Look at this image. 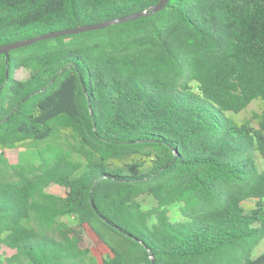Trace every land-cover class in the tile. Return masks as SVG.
<instances>
[{"label": "trees", "instance_id": "trees-1", "mask_svg": "<svg viewBox=\"0 0 264 264\" xmlns=\"http://www.w3.org/2000/svg\"><path fill=\"white\" fill-rule=\"evenodd\" d=\"M158 1L0 0V46ZM263 237L264 0H169L0 54V264H264Z\"/></svg>", "mask_w": 264, "mask_h": 264}, {"label": "rangeland", "instance_id": "rangeland-1", "mask_svg": "<svg viewBox=\"0 0 264 264\" xmlns=\"http://www.w3.org/2000/svg\"><path fill=\"white\" fill-rule=\"evenodd\" d=\"M26 74V72H24ZM24 74V75H25ZM259 102L254 101L244 112L240 113L239 115L235 116L237 120H243L245 118H251V115L253 112L258 111ZM19 157L20 161L23 164H36L38 163V158L33 149H30L28 147H22L19 149ZM53 192L59 195H63L65 190L61 187L54 186L52 189ZM153 205V202L149 198H145L143 200V207L149 208ZM242 206L248 210L253 207V201L248 200L244 203H242ZM172 215L176 212V207L173 206L171 208ZM84 239L86 240L87 245L93 249L94 253L99 254L101 256H107L108 250L106 247L102 244V242L93 234V232L88 228L84 227ZM264 250V237L259 242V244L254 248L252 252V257L257 256Z\"/></svg>", "mask_w": 264, "mask_h": 264}, {"label": "water", "instance_id": "water-1", "mask_svg": "<svg viewBox=\"0 0 264 264\" xmlns=\"http://www.w3.org/2000/svg\"><path fill=\"white\" fill-rule=\"evenodd\" d=\"M168 2H169V0H159L158 3L155 4L154 6H151V7L146 8L145 10H142L140 12L129 14V15H126L123 17L107 20V21L102 22V23L84 25V26H79V27L72 28V29H66V30H61V31L53 32V33H48V34L41 35V36H38L35 38H30V39H27L24 41H19V42H14V43L7 44V45H2V46H0V54H4L5 57H7V54L10 50L17 49L19 47H23V46L32 44L38 40L47 39V38H54V37L70 35V34H76V33H81V32H85V31L102 29V28H106L112 24L122 23V22H126L129 20L136 19L142 15H144V16L152 15V14H155V13L161 11Z\"/></svg>", "mask_w": 264, "mask_h": 264}]
</instances>
